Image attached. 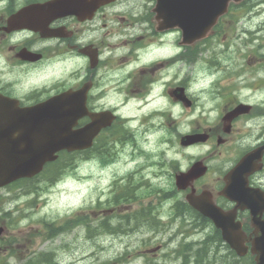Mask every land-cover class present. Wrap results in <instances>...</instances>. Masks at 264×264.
Instances as JSON below:
<instances>
[{"label":"rangeland","instance_id":"obj_1","mask_svg":"<svg viewBox=\"0 0 264 264\" xmlns=\"http://www.w3.org/2000/svg\"><path fill=\"white\" fill-rule=\"evenodd\" d=\"M242 13L245 11H241L242 18L238 23L244 29L241 31L251 30L250 21L243 18ZM230 17L221 18L214 34L201 43V47L205 48L198 53L195 63L185 64L175 59L176 55L171 57L175 48L168 51V45H175L176 39L171 32L162 36L161 41L157 38L152 40L146 51L140 53L138 61L129 57L118 63L116 61L113 67L99 70L101 75L107 76L121 72V76H125L128 70L135 71L120 85L118 92L108 94L106 100L100 101L108 108L114 107L122 115L121 120L113 123L111 129L100 136V142L109 149L108 153L115 151L107 155L113 157V161L103 166L97 157L76 154L71 160L63 159L60 166L68 162H73V165H68L61 172L55 171L48 182L45 181L47 174H42L29 185L21 183L0 189V225L3 227L0 260L8 264H25L28 257L37 253L50 257V262L46 264H180L176 249H179L181 241H187L190 242L188 248L192 264L194 249L203 247L205 231L194 229L192 218L172 220L176 203L172 195L165 201H155L156 196L142 201L143 204L147 200L153 201L161 221L166 224L164 228L151 230L139 226L136 231L130 232L122 227L124 233L114 231L113 227L119 220L116 217L126 213L125 203L111 201L118 189L114 179L132 173L135 184L142 180L166 188L175 168L185 170L193 160L204 154L208 170L203 179L210 180L215 175L217 159L208 155L210 146L183 147L178 143L180 132L183 135L198 126L193 122L195 112L184 109L178 102L174 104L167 95V89L184 81L186 95L196 107L203 101L207 103L208 96L206 91L200 90V86L206 85L208 80L201 79L204 70L198 66L200 62L209 66V60L222 59L226 62L223 64L225 70L244 63V47L238 39L244 38L246 33L243 35L238 27L234 29ZM255 44L253 40L252 46L255 47ZM122 50L126 53V48ZM76 63L77 60L65 63L58 72L59 77L70 78L68 73L80 67ZM151 80L154 81L153 90L145 99L139 98L151 87L148 83ZM24 85L27 84L23 82ZM144 85L147 88L144 89ZM118 138L129 140L121 145L115 142ZM26 186L37 192L25 191ZM137 204L134 203L133 207ZM4 211H10V214H3ZM73 216H83L84 221L76 226L67 224L57 234L48 236L45 222L59 226ZM103 220L111 226L100 228ZM189 227L192 230L188 234L178 230L183 228L187 231ZM214 262L210 253L204 257V264Z\"/></svg>","mask_w":264,"mask_h":264},{"label":"flooded vegetation","instance_id":"obj_2","mask_svg":"<svg viewBox=\"0 0 264 264\" xmlns=\"http://www.w3.org/2000/svg\"><path fill=\"white\" fill-rule=\"evenodd\" d=\"M155 2L73 0L67 6L69 14L55 17L49 10L56 4L52 0H0V109L29 107L63 91L84 87L88 111L105 110L108 106L100 101L118 92L120 85L135 71L128 70L125 76H121L122 72L107 76L101 75L99 70L113 67L129 57L138 61L140 53L146 51L152 40L161 41L162 36L171 32L176 38L175 45H168V51L175 48L171 57L176 55L175 59L185 64L195 63L202 50L200 44L187 53V47L179 44V30H159ZM27 6L32 10L26 14L29 26H8V18ZM244 35V63L229 70L215 71V78L208 75L206 106L194 107L192 101L187 107L169 94L172 88L167 89L174 104L179 102L184 109H195L193 122L196 125L204 119L209 122L207 128L198 131L208 134L207 141L212 147L210 156L217 159L215 175L210 180H204L203 176L197 179L195 191H207L213 202L233 215L239 224L245 254L235 257L231 264H254L256 252L264 251V235L259 237L258 233L264 229V25L246 30ZM146 42L145 46L140 45ZM75 60L80 67L68 73L70 78H60L58 72L64 64ZM23 82L27 85L23 86ZM148 83L151 87L144 85L147 89L139 98L145 99L153 90L154 81ZM178 86L186 92L184 81ZM6 100L14 101L11 104L2 102ZM249 152H253L248 167L252 170L248 173L233 171L231 183L245 186L244 192L235 194L246 195L253 215L249 207L239 208L236 201L222 194L225 175ZM211 232L213 251L235 253L229 245L217 240L220 230L212 227Z\"/></svg>","mask_w":264,"mask_h":264},{"label":"water","instance_id":"obj_3","mask_svg":"<svg viewBox=\"0 0 264 264\" xmlns=\"http://www.w3.org/2000/svg\"><path fill=\"white\" fill-rule=\"evenodd\" d=\"M240 0H156L155 21L159 29L177 27L180 43L192 44L205 38L230 2ZM173 93L185 101L181 89ZM13 102V101H10ZM11 104V103H10ZM90 121L75 128L79 118ZM110 112L89 113L82 90L63 92L50 100L28 108L0 109V187L21 177H31L61 150L88 148L99 130L110 124ZM192 141L182 143L187 144ZM205 166L192 164L186 172L176 174V185L185 188L203 174ZM203 194V193H202ZM188 193L186 200L210 217L222 230L223 238L242 254V242L233 233L232 219L213 205L209 198ZM1 232V228H0ZM256 264H262L258 259Z\"/></svg>","mask_w":264,"mask_h":264},{"label":"trees","instance_id":"obj_4","mask_svg":"<svg viewBox=\"0 0 264 264\" xmlns=\"http://www.w3.org/2000/svg\"><path fill=\"white\" fill-rule=\"evenodd\" d=\"M101 146H96V150H99ZM101 150V148H100ZM89 150H84V151H79V152H72V153H67V152H61L59 154V157L57 160H55L54 162H51V163H48L46 164V167L44 168L42 174H47V177H45V181L48 182L50 181L51 179V175L56 171V172H61L63 171L64 169L67 168L68 165H73V162L72 163H66V164H63L64 166H60V164L63 162V159H69L71 160V158L74 156V155H88V152ZM41 174V175H42ZM26 184V185H29L28 183H30L29 181H17L16 183H14L15 186H17L18 184ZM135 188H131V190H126L124 191V193L122 194H116L115 196V200H117L118 198H129L130 197V194L133 193L134 195L136 196H139L141 195V192L139 191L138 192H134ZM25 191H28V192H37L36 189H31V187L29 186H26L25 187ZM152 192V190H145V193L146 194H150ZM171 195H173L171 193V191L168 193V195H166V197H170ZM151 205V204H150ZM177 206L180 208V210H182V208H184L185 210H190L189 207L187 206V204L185 202H179L177 204ZM154 210H156V207H150V206H144V209H141L138 211L139 214L135 215L137 216V221L136 223V226H140V225H146V227L148 226L149 228H153V227H156L157 224H158V221L156 220L157 218V215L155 214ZM188 213H191L192 212H188ZM142 217V218H141ZM84 221V217L83 216H73L69 219H67L63 225H59V226H53L51 223H46L45 222V225H46V229L48 230V236L51 237L52 235L54 234H57L58 232H60L64 226H66L67 224H70V226H76L80 223H82ZM198 224V223H197ZM196 225V223H195ZM111 225L109 223H107L105 220L102 221V223L99 225L100 228H109ZM114 228V227H113ZM188 247V246H187ZM183 251V250H182ZM47 254H34L30 257L27 258V260L25 261V264H46V263H49L50 262V257H46ZM190 255H188V249L186 248L185 250V253L183 254V264H185L187 261H188V257ZM204 254L203 252H199L197 251L196 252V255L194 257V259L196 260H203L204 258ZM234 256V254H233ZM2 264H5V262H2Z\"/></svg>","mask_w":264,"mask_h":264}]
</instances>
